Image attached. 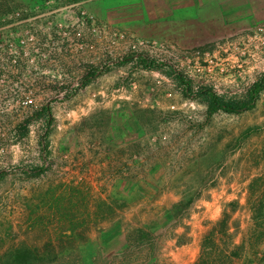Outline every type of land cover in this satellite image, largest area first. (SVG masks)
<instances>
[{"label": "rangeland", "instance_id": "1", "mask_svg": "<svg viewBox=\"0 0 264 264\" xmlns=\"http://www.w3.org/2000/svg\"><path fill=\"white\" fill-rule=\"evenodd\" d=\"M76 3L43 0L30 4L32 10L51 14L35 20L29 31L16 27L0 33V39L13 45L22 41L60 45L66 35L73 45L63 49L50 44L40 50V63L34 62L35 51L27 49L25 58L6 67L11 85L20 87L22 82L32 92L12 96L21 106L0 120L4 148L0 155V236L6 238L0 242V252L10 251L6 231H19L26 201L33 196L49 201L51 193L67 184L88 188L93 198L112 205L111 212L105 213L107 219H96L98 227L79 247L83 264H94L100 253L105 257L119 254L129 227L147 221L151 231L161 230V238L177 236L181 242L176 246L164 243L157 262L148 264H178L171 256L173 250L179 256L185 251L200 257L201 239L224 209L234 243L243 244L234 264H264L260 258L264 251V91L251 111L219 113L208 119L205 107L179 93L166 72L118 63L129 55L144 54L163 60L218 94H240L264 74V46L248 40L253 28L231 33L204 49L181 50L138 39L118 28L115 18L101 19L92 7L81 9ZM257 25L264 21L253 27ZM105 63L111 68L108 74L76 90L88 69ZM66 85L68 93L60 96L59 89L65 91ZM44 106L52 114L47 170L30 179L23 172L41 160V124L31 122L20 143L9 140L22 121ZM192 195L198 198L192 201L188 218L171 230L170 207L180 196L187 202ZM249 202L261 204L259 219L252 216ZM256 223L261 226L257 228Z\"/></svg>", "mask_w": 264, "mask_h": 264}, {"label": "trees", "instance_id": "2", "mask_svg": "<svg viewBox=\"0 0 264 264\" xmlns=\"http://www.w3.org/2000/svg\"><path fill=\"white\" fill-rule=\"evenodd\" d=\"M118 63L131 64L135 69L166 72L179 93L205 107V115L208 119L219 113L236 115L251 111L264 91V74L244 93L221 95L210 86L196 84L191 77L167 65L163 60L150 58L144 54L129 55L127 59ZM107 65L105 63L88 69L76 90L88 86L95 78L108 74L111 68ZM41 119L45 120L38 138L41 160L38 166L27 167L23 172L30 179L42 176L47 170L48 129L52 120L50 108L41 107L14 130L15 137L22 140L27 135L30 122L33 120L40 122ZM51 194L49 201L47 198L36 199L33 195L26 201L21 209L19 231L16 233H12V229L6 231L9 232L6 237L10 241V251L0 252V264H83L79 247L88 242L91 230L98 227L97 222L94 221L99 218L100 221L107 219L105 213L111 212L112 205L107 200L93 198L88 188H75L67 184ZM197 198V195H192L185 202L186 199L180 196V201L173 204L168 211L170 221L168 228L174 230L180 222L188 218L192 201ZM249 204L252 216H255L256 220L259 219L263 212L261 204L259 206L255 202ZM228 221L229 214L224 209L220 220L203 235L201 255L195 264H234V259L238 257L243 244L234 243ZM148 226L147 223L140 227L130 226L128 230L126 229L125 243L121 252L112 255L113 257H110L111 254L105 257L100 253L94 259V264H145L149 260L156 259L161 242L167 236L161 238L163 234L161 230L153 232ZM255 226L259 228L261 223H256ZM81 232L87 233L85 238L77 236ZM2 237L0 236V242L4 243L3 240L6 238L2 239ZM179 243L181 242L178 240Z\"/></svg>", "mask_w": 264, "mask_h": 264}, {"label": "crops", "instance_id": "3", "mask_svg": "<svg viewBox=\"0 0 264 264\" xmlns=\"http://www.w3.org/2000/svg\"><path fill=\"white\" fill-rule=\"evenodd\" d=\"M42 1L0 0V14L21 6L31 9V5ZM77 4L87 10L92 7L101 19L115 18L118 28L130 31L138 39L181 50L204 49L231 33L250 31L264 21V0H77ZM145 223L150 222L137 227ZM178 239L166 237L160 247L164 243L176 246ZM175 251L171 256L178 264H195L199 258V254L189 256L181 251L179 256ZM158 258L159 253L145 264L157 262ZM260 258L264 259V251Z\"/></svg>", "mask_w": 264, "mask_h": 264}, {"label": "built area", "instance_id": "4", "mask_svg": "<svg viewBox=\"0 0 264 264\" xmlns=\"http://www.w3.org/2000/svg\"><path fill=\"white\" fill-rule=\"evenodd\" d=\"M78 5V4H77ZM84 9V8H81ZM81 15H85V10H81ZM51 14V12L46 11H37L32 10L29 7L21 6L18 9L3 12L0 14V33L4 34L6 31H9L12 28L20 27L24 30L30 29V27L35 23V20L39 19H45ZM51 26V25H48ZM67 34V33H66ZM64 41H61L58 45L52 41L50 43H27L25 41H22L20 44L13 45L9 43L8 41H5L4 38L0 39V120L3 118H6L8 115H10L12 112L16 111L21 105L19 101L12 100V96H15L19 91L24 93H31L32 89L29 87H25V85L21 82L20 87L19 84H13L11 85L9 80L6 78L5 75H7V68L10 65H15L19 63V60L26 57V53L24 50L32 49L35 51L36 59L34 60L35 63L42 62V53L40 52L41 49L51 47V45L58 46V48L63 49H72L73 45L68 41V36L66 35L63 39ZM249 41H258L259 46H264V25H257L255 28L251 30V33L248 37ZM51 44V45H50ZM22 50L23 52H17V50ZM223 71V69H221ZM65 91L60 90L58 91V94L60 96H63L65 93H68V90L70 87L66 85ZM245 92V91H244ZM242 92V93H244ZM241 94V93H240ZM31 117V116H30ZM29 117V118H30ZM34 121V120H33ZM31 121V122H33ZM30 122V123H31ZM36 122V121H35ZM38 124H41L43 126L45 124V120L41 119L40 122H37ZM51 125V124H50ZM30 126V125H29ZM41 131V127L38 131V138ZM16 141L17 143H20V140L15 137L14 132L11 135V139ZM3 143V141H2ZM0 143V155L3 154L4 148L1 147Z\"/></svg>", "mask_w": 264, "mask_h": 264}]
</instances>
